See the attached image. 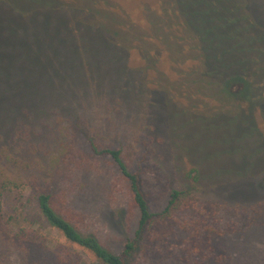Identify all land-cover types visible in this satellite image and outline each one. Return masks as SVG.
Returning <instances> with one entry per match:
<instances>
[{"label": "rangeland", "instance_id": "374dc122", "mask_svg": "<svg viewBox=\"0 0 264 264\" xmlns=\"http://www.w3.org/2000/svg\"><path fill=\"white\" fill-rule=\"evenodd\" d=\"M224 1L243 7L241 14L251 15L264 41V0ZM99 2L104 12L142 24L146 16L153 21L161 7V0ZM8 10L0 5V26L12 23ZM154 48L149 67L132 48L121 62L110 55L102 59L100 68L88 56L81 63L82 71L91 65L84 72L88 88L56 90L60 95L26 83L2 86L12 75L0 71V96L25 97L18 112L0 115V264H96L41 218V193L51 195L55 209L81 232L115 253L134 237L140 211L130 184L110 156L91 150L90 138L100 149L120 150L132 172L141 170L155 214L128 264H264V45L243 46L256 80L249 95L245 85L233 87L238 95L227 109L239 110L235 119L224 111L194 113L216 107L210 98L197 111L181 113L180 102L188 100L174 89L172 96L161 92L174 82L175 63ZM30 68L13 75L27 79ZM174 190L182 192L177 209L164 216Z\"/></svg>", "mask_w": 264, "mask_h": 264}, {"label": "trees", "instance_id": "16d2710c", "mask_svg": "<svg viewBox=\"0 0 264 264\" xmlns=\"http://www.w3.org/2000/svg\"><path fill=\"white\" fill-rule=\"evenodd\" d=\"M172 1L161 0L158 16H154L153 21L152 17L146 16L143 24L128 20L129 24L126 17L116 12H104L107 7H103L99 0H93L92 4L86 0H0V5L10 9L5 14L13 23L0 26V45L3 47L0 57H6L5 62L0 64V71L2 75L6 72L12 75V78L7 76L8 79L1 85L26 83L39 87L42 92L60 95L61 92L56 90L64 88L72 91L73 87L89 85L84 72L91 65L85 63L82 71L81 64L88 56L94 59L93 66L100 68L102 59L110 55L121 62L125 51L132 48L140 52L149 67L153 61L150 55L152 46H155L154 49H161L175 63L174 82H167L169 86L161 87V92L172 96L169 89H174L180 94V99L188 100V104L180 102L181 113L197 111L203 98H210L217 103L216 107L194 113L213 116L224 111L234 119L241 118L237 108L231 111L227 108L234 105L238 95L233 90L234 86L245 85L243 90L248 95L255 87L256 74L248 72L254 61L243 50L244 45H264L254 19L249 13L241 14L246 11L243 7L233 9L224 0ZM9 36L15 38L10 39ZM4 50L9 52L8 57ZM238 53L244 56L236 57ZM25 65L31 67L27 79L14 77V73L25 70ZM232 68L240 71L230 74ZM35 95L39 97L38 92ZM24 98L15 94L0 96L1 117L4 118L7 112H18L16 105ZM44 113H47L45 109ZM87 140L94 153L110 156L115 161L130 184L134 202L140 211L139 227L134 237L127 240L120 253H115L95 235L84 234L61 215L55 209L51 195L41 193L37 198V209L50 227L58 230L67 242L91 255L96 264H128L140 249L143 235L155 217L143 190L141 170L132 172L120 150L100 149L93 138ZM181 194L178 190L171 192L164 216L177 209Z\"/></svg>", "mask_w": 264, "mask_h": 264}]
</instances>
